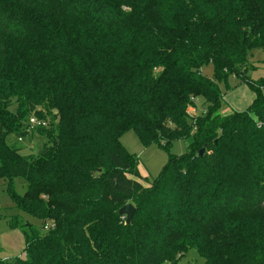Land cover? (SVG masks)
Listing matches in <instances>:
<instances>
[{
	"label": "trees",
	"instance_id": "1",
	"mask_svg": "<svg viewBox=\"0 0 264 264\" xmlns=\"http://www.w3.org/2000/svg\"><path fill=\"white\" fill-rule=\"evenodd\" d=\"M262 48L264 0H0V179L40 221L8 220L25 257L0 264H176L189 249L264 264V78L246 74ZM229 77L254 93L244 110L222 111ZM29 116L45 139L25 157L6 139ZM127 130L145 146L192 137L143 185Z\"/></svg>",
	"mask_w": 264,
	"mask_h": 264
},
{
	"label": "rangeland",
	"instance_id": "2",
	"mask_svg": "<svg viewBox=\"0 0 264 264\" xmlns=\"http://www.w3.org/2000/svg\"><path fill=\"white\" fill-rule=\"evenodd\" d=\"M201 72L206 77L213 78V69L211 65L203 66ZM246 74L252 80L264 78V48L251 51L248 57V70ZM227 85L230 87L229 90H225L224 85L220 84L223 93H225L223 95L225 105L222 111L229 112L231 109L244 110L252 101L254 93L246 84L238 83V80L234 77H229L227 79ZM15 108L16 105L12 104L10 109L15 111ZM189 110L192 115L194 113L198 115L202 114L205 110L202 98H197L196 110ZM30 118L31 116L27 118V122L25 121V126H27ZM47 130H45V132ZM191 137L190 135L188 138L175 139L165 148L155 143L146 146L143 145L138 140L133 130L125 131L120 136L119 140L126 151L137 159V168L140 174L137 180L143 185H146L148 183L147 181L159 175L169 155H180L186 151ZM44 139L45 135L43 133L39 131H30L21 135L20 140H18L17 134H10L7 136L6 142L12 148H15L21 155L29 157L36 154ZM13 188L18 194L24 192L25 183L21 177H17L13 180ZM12 217H16L22 222L26 221L37 227L40 225L38 219L19 211L14 206L8 194L6 182L0 179V259L2 260H12V258L16 256L25 257V243L22 232L19 229H10L8 226V220ZM203 262L204 259L194 249H189L184 256L177 260L176 264H203Z\"/></svg>",
	"mask_w": 264,
	"mask_h": 264
},
{
	"label": "water",
	"instance_id": "3",
	"mask_svg": "<svg viewBox=\"0 0 264 264\" xmlns=\"http://www.w3.org/2000/svg\"><path fill=\"white\" fill-rule=\"evenodd\" d=\"M202 151H203V149L199 150V154L200 155L202 154ZM133 211H134L133 205L128 203V204H125L122 207H120L119 210H118V213L120 215L125 216L126 223H129L131 218H132Z\"/></svg>",
	"mask_w": 264,
	"mask_h": 264
},
{
	"label": "built area",
	"instance_id": "4",
	"mask_svg": "<svg viewBox=\"0 0 264 264\" xmlns=\"http://www.w3.org/2000/svg\"><path fill=\"white\" fill-rule=\"evenodd\" d=\"M46 125V122L45 121H39L37 120L36 118L34 117H31L29 119V122L27 123V126H26V130L28 132L32 131L35 127H39V126H45ZM20 139V138H18ZM47 226H45L46 228Z\"/></svg>",
	"mask_w": 264,
	"mask_h": 264
},
{
	"label": "crops",
	"instance_id": "5",
	"mask_svg": "<svg viewBox=\"0 0 264 264\" xmlns=\"http://www.w3.org/2000/svg\"><path fill=\"white\" fill-rule=\"evenodd\" d=\"M224 94H225V93H224ZM224 94H223V95H224ZM248 105H249V104H248ZM226 108H227V107H226ZM227 109L230 110L229 108H227ZM235 110H236V109H235ZM226 111H227V110H226ZM238 111H241V110H238Z\"/></svg>",
	"mask_w": 264,
	"mask_h": 264
}]
</instances>
